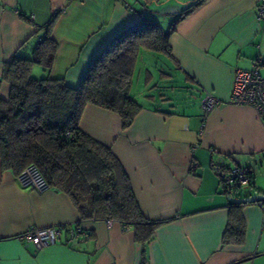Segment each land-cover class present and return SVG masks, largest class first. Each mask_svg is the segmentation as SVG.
Returning a JSON list of instances; mask_svg holds the SVG:
<instances>
[{
  "label": "crops",
  "instance_id": "0c3cea01",
  "mask_svg": "<svg viewBox=\"0 0 264 264\" xmlns=\"http://www.w3.org/2000/svg\"><path fill=\"white\" fill-rule=\"evenodd\" d=\"M196 1L0 0V77L15 55L30 56L39 28L57 16L53 65L32 72L76 88L120 32L144 20L166 33ZM168 47L167 72L148 69L139 53L131 95L143 108L126 130L117 114L94 105L80 120V129L119 160L145 218L161 221L151 242H135L133 229L118 222L82 219L53 188H21L0 164V264H264V202L243 204L233 221L228 205L264 194V125L250 106L229 103L235 71L264 62L255 0H204L178 21ZM9 92L2 82L0 98ZM206 93L219 104L200 135ZM237 166L250 170L252 184L227 195L222 174ZM229 223L240 226L241 242L224 241ZM28 227L57 228L60 240L38 250L17 239ZM76 228L85 235L71 239Z\"/></svg>",
  "mask_w": 264,
  "mask_h": 264
},
{
  "label": "trees",
  "instance_id": "16d2710c",
  "mask_svg": "<svg viewBox=\"0 0 264 264\" xmlns=\"http://www.w3.org/2000/svg\"><path fill=\"white\" fill-rule=\"evenodd\" d=\"M203 1L187 7L166 33L144 20L120 32L93 59L76 88L31 75L35 66L49 71L53 65L57 51L52 38L57 16H53L39 28L30 56L15 55L3 65L0 86L6 82L10 92L6 100L0 98L1 169L17 176L34 166L48 188L70 198L82 219H109L131 227L135 242H151L161 221L145 218L119 160L109 147L80 129V120L85 107L94 105L117 114L126 130L143 108L131 95L139 53L169 58L168 38L176 24ZM228 205L233 221L243 204L229 199ZM242 238L240 226L229 223L224 241Z\"/></svg>",
  "mask_w": 264,
  "mask_h": 264
},
{
  "label": "built area",
  "instance_id": "2783aa9c",
  "mask_svg": "<svg viewBox=\"0 0 264 264\" xmlns=\"http://www.w3.org/2000/svg\"><path fill=\"white\" fill-rule=\"evenodd\" d=\"M63 10L62 12H64ZM33 16L30 20L33 21ZM255 19L264 28V0H255ZM229 103L239 106H250L253 108L264 125V62H257L251 70H236L233 78V86ZM219 101L210 93H206L202 100V122L199 134H202L206 117L217 107ZM251 172L247 168L240 166L230 168L222 174V186L227 195H235L244 188L252 184ZM21 188L32 189L42 193L48 189L47 184L38 169L34 166L26 167L16 176ZM108 227L113 223L112 220L105 219ZM71 239H78L85 235L79 228L68 232ZM17 239L25 244H33L38 250L46 246L55 244L60 240V230L57 228L37 229L28 227L21 232Z\"/></svg>",
  "mask_w": 264,
  "mask_h": 264
},
{
  "label": "rangeland",
  "instance_id": "374dc122",
  "mask_svg": "<svg viewBox=\"0 0 264 264\" xmlns=\"http://www.w3.org/2000/svg\"><path fill=\"white\" fill-rule=\"evenodd\" d=\"M143 53L142 54H146L145 56V60H146V63H147V67L148 69H151L157 73L156 69L158 71H163V72H167V69L170 67L169 66V61L168 59H166L163 55H159V54H154V53H150V52H147V51H142ZM162 60H165L166 64L168 66H166V64H161L162 63ZM154 63V64H153ZM156 63V64H155ZM153 64V65H152ZM150 67V68H149ZM151 71V70H150ZM31 75L34 77V78H37V79H40V76H39V73H35V72H32ZM140 82H142V77L140 78ZM156 83V82H155ZM162 85V84H160ZM142 88V87H141ZM163 89V88H161ZM159 89V91H166L165 89L161 90ZM148 92L151 90H153L152 87L146 89ZM160 93V92H158Z\"/></svg>",
  "mask_w": 264,
  "mask_h": 264
},
{
  "label": "water",
  "instance_id": "95a60500",
  "mask_svg": "<svg viewBox=\"0 0 264 264\" xmlns=\"http://www.w3.org/2000/svg\"><path fill=\"white\" fill-rule=\"evenodd\" d=\"M231 202L235 204H247V203H255V202H264V194L259 196H251L244 199H232Z\"/></svg>",
  "mask_w": 264,
  "mask_h": 264
}]
</instances>
